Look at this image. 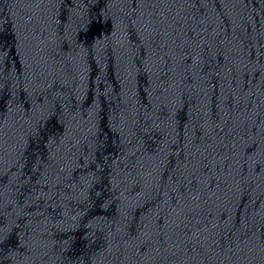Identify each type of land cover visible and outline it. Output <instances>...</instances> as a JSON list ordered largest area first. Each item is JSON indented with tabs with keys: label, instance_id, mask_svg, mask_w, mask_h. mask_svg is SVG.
I'll return each instance as SVG.
<instances>
[{
	"label": "water",
	"instance_id": "obj_1",
	"mask_svg": "<svg viewBox=\"0 0 264 264\" xmlns=\"http://www.w3.org/2000/svg\"><path fill=\"white\" fill-rule=\"evenodd\" d=\"M0 264H264V0H0Z\"/></svg>",
	"mask_w": 264,
	"mask_h": 264
}]
</instances>
